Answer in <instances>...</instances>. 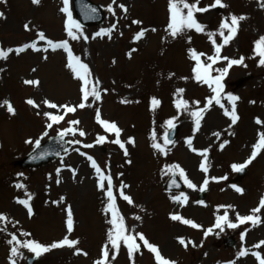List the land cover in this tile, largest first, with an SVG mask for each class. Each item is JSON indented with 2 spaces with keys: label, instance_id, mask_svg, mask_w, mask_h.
Returning a JSON list of instances; mask_svg holds the SVG:
<instances>
[{
  "label": "rangeland",
  "instance_id": "rangeland-1",
  "mask_svg": "<svg viewBox=\"0 0 264 264\" xmlns=\"http://www.w3.org/2000/svg\"><path fill=\"white\" fill-rule=\"evenodd\" d=\"M90 1L83 28L72 0H0V264H264V0Z\"/></svg>",
  "mask_w": 264,
  "mask_h": 264
},
{
  "label": "water",
  "instance_id": "water-1",
  "mask_svg": "<svg viewBox=\"0 0 264 264\" xmlns=\"http://www.w3.org/2000/svg\"><path fill=\"white\" fill-rule=\"evenodd\" d=\"M73 3L77 19L82 26L86 27L95 24H101L103 20V14L100 9H98V7L92 5L88 0H73ZM243 82L244 80H242L238 86H240ZM175 134L176 128H172L170 130L168 140L171 141ZM62 140V135L50 139L43 145L38 146L28 155V157L20 161L18 165L21 167L36 168L48 162L54 161L55 159L59 158L67 148L66 143ZM180 189L181 186L176 181L175 177L172 178L166 187L167 191ZM204 195L205 192L201 194L200 200L204 198ZM226 243H229L230 247L234 246V241L232 239L226 240ZM28 264H31V262H28Z\"/></svg>",
  "mask_w": 264,
  "mask_h": 264
},
{
  "label": "bare ground",
  "instance_id": "bare-ground-1",
  "mask_svg": "<svg viewBox=\"0 0 264 264\" xmlns=\"http://www.w3.org/2000/svg\"><path fill=\"white\" fill-rule=\"evenodd\" d=\"M120 4H123V1H120ZM188 138H184L182 140V144L184 145L186 143V140ZM188 206L186 205L183 197H180L176 200V202L171 203L168 209V219L174 220V219H183V211L186 210ZM180 232L177 229H168L165 234V239L177 242L181 240Z\"/></svg>",
  "mask_w": 264,
  "mask_h": 264
}]
</instances>
